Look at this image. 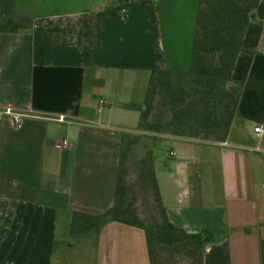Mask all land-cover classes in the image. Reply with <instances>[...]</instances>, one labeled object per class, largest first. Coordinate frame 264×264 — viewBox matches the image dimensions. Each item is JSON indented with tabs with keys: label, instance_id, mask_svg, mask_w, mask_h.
Here are the masks:
<instances>
[{
	"label": "crops",
	"instance_id": "0c3cea01",
	"mask_svg": "<svg viewBox=\"0 0 264 264\" xmlns=\"http://www.w3.org/2000/svg\"><path fill=\"white\" fill-rule=\"evenodd\" d=\"M179 1L35 0L30 29L0 32V112L27 114L20 128L0 121V264H151L142 228L111 219L79 231L73 220L113 205L122 139L143 131L153 72L190 66L195 32L174 39L187 21ZM232 79L243 88L227 139L160 133L176 161L155 170L171 222L214 234L204 264H261L264 0Z\"/></svg>",
	"mask_w": 264,
	"mask_h": 264
},
{
	"label": "trees",
	"instance_id": "16d2710c",
	"mask_svg": "<svg viewBox=\"0 0 264 264\" xmlns=\"http://www.w3.org/2000/svg\"><path fill=\"white\" fill-rule=\"evenodd\" d=\"M261 0H199L191 63L186 70L153 72L141 112L139 128L146 132L225 141L238 110L243 83L233 71L243 51L246 30L256 19ZM0 32H17L33 25L32 4L15 8L0 0ZM31 6V7H30ZM233 84L229 87L228 82ZM155 135L127 134L122 139L113 205L103 214L77 213L73 229L98 231L108 220L142 228L151 264H204L206 246L215 242L209 229L196 233L174 225L163 202L155 170ZM137 157L138 175L129 177ZM140 194L148 199L147 213L139 207ZM264 264V238L260 239Z\"/></svg>",
	"mask_w": 264,
	"mask_h": 264
},
{
	"label": "rangeland",
	"instance_id": "374dc122",
	"mask_svg": "<svg viewBox=\"0 0 264 264\" xmlns=\"http://www.w3.org/2000/svg\"><path fill=\"white\" fill-rule=\"evenodd\" d=\"M35 0H13L14 2V6L15 8H19L20 6L26 9L28 8V6L30 5V3L33 6ZM181 2V0L179 1ZM187 3V7L188 8V12L186 14V23L182 26L181 21L179 22L178 26H177V30H175L176 33V38H174L175 40H187L189 38L192 37V35H194L195 32V27H194V23H193V9H194V2L193 0H184V4ZM31 7V6H30ZM192 11V12H191ZM191 16H192V20H191ZM170 32V30H168ZM167 32V30H165V33ZM166 36H168V34H166ZM165 39H170L169 37H166ZM134 135H147V136H152L155 135L158 137V135H161L160 133H153V132H146V131H142V132H138ZM159 138V137H158ZM173 149V145H171L170 143L167 144V142H165L163 145L158 146L155 149L156 152V168H158V170H161V168H163L166 164V162H168L169 164H174V162L176 161L174 158L172 157H168L169 153L172 151ZM139 164L137 161V157L132 158V160L130 161L129 164V177H135L138 175V169H139ZM148 199L145 197L144 194H140V200H139V207L141 209V212L143 213H147V207L150 206V204H148Z\"/></svg>",
	"mask_w": 264,
	"mask_h": 264
},
{
	"label": "built area",
	"instance_id": "2783aa9c",
	"mask_svg": "<svg viewBox=\"0 0 264 264\" xmlns=\"http://www.w3.org/2000/svg\"><path fill=\"white\" fill-rule=\"evenodd\" d=\"M27 114L15 110L13 108H6L4 111L0 112V121L5 117V116H9L12 119L13 125L17 128H20L23 125V119ZM264 131V121L258 123L255 128H254V132L256 134H261ZM63 145H67V141L63 142ZM62 146V145H59ZM173 154V153H171Z\"/></svg>",
	"mask_w": 264,
	"mask_h": 264
},
{
	"label": "water",
	"instance_id": "95a60500",
	"mask_svg": "<svg viewBox=\"0 0 264 264\" xmlns=\"http://www.w3.org/2000/svg\"><path fill=\"white\" fill-rule=\"evenodd\" d=\"M0 10H1V4H0ZM232 84H233V82L230 81V82H228L227 86L229 87V86L232 85Z\"/></svg>",
	"mask_w": 264,
	"mask_h": 264
}]
</instances>
